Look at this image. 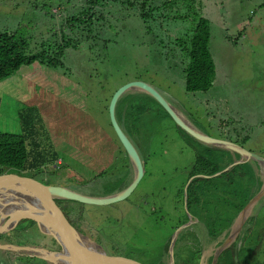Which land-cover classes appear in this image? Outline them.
<instances>
[{"label": "rangeland", "instance_id": "374dc122", "mask_svg": "<svg viewBox=\"0 0 264 264\" xmlns=\"http://www.w3.org/2000/svg\"><path fill=\"white\" fill-rule=\"evenodd\" d=\"M102 1V5L93 6V11L108 19L96 21L88 29L85 23L66 20L92 6L91 0H0V31L27 39V55L37 53L47 44L51 52L59 53L60 49L65 53L62 56L65 67L44 66L42 73L39 63L23 65L9 78L0 80V131L21 133L18 110L37 105L63 155L48 166L20 172L21 177L39 182L49 180L53 185L74 186L92 194L115 193L127 185L129 160L117 146L106 105L115 90L136 80L159 88L186 119L209 137L235 142L264 158V0ZM58 10L65 20L54 13ZM101 14L95 19L102 18ZM178 15L183 17L173 19ZM197 15H206L211 23L210 47L216 66L212 86L207 91L186 90L179 58L184 55L179 39L195 26ZM253 33H258L256 39L251 38ZM72 39H81L80 46L69 45L74 44ZM129 94L135 93L122 98H128ZM68 95L76 97L69 102ZM151 107L154 119L166 114L157 105ZM85 110L92 117L91 129L85 122L88 119ZM152 128L158 131L148 132L139 145L146 174L129 197L111 205L81 203V208L75 203L72 208H81L76 212L70 209L69 202L61 204L67 203L66 212L74 226L99 243L111 257L126 256L141 264H169L172 237L179 227L190 222L177 232L175 264H213L220 237L239 227L240 214L263 187L264 183L260 186L259 181L264 166L253 158L243 162L250 164L244 166L245 179L251 187L246 200L247 186L236 193L242 187L238 179L242 168L233 169L238 164L228 169L234 170L230 179L221 176L224 172L200 173L214 166L213 157L220 171L242 157L237 153L235 158L232 154L228 156V150L199 141L204 151H212L208 156L211 164L203 165L193 177L213 178L210 201L214 199L217 206L213 209L214 227L226 226L214 237L205 227L213 220L204 218L210 182L205 179L199 182L198 204L189 196L188 205L186 187L190 179L183 185L184 196L179 191L186 176L183 170L192 168L195 162L193 146L175 119L167 114L163 125L154 124ZM245 216L244 226L220 253L216 264H239L247 259L256 238L262 244L253 249L256 255L248 263L264 264V194L247 208ZM196 217L199 221H195ZM115 219L119 222L114 223ZM32 221L21 222L17 229L1 238L0 241L11 240V248L16 249L4 252L8 259L14 253L26 258L24 264H43V254L34 256L32 248L27 247L54 248L52 236Z\"/></svg>", "mask_w": 264, "mask_h": 264}, {"label": "trees", "instance_id": "16d2710c", "mask_svg": "<svg viewBox=\"0 0 264 264\" xmlns=\"http://www.w3.org/2000/svg\"><path fill=\"white\" fill-rule=\"evenodd\" d=\"M93 3L92 6L88 8H83L80 12L71 16L70 19L66 21L69 23L70 21H77L79 23H85L88 29L92 28L96 21L104 20L106 21L108 18L105 15L99 13L96 10L93 11L94 5H102V0H91ZM264 4V3H263ZM220 10L224 16L223 12V4H220ZM59 14V16L66 17L63 14H60V11L54 12ZM101 14L103 17L100 19H95V16ZM147 15H150L148 13ZM151 16V15H150ZM183 16L178 15L174 16L173 19H179ZM64 25V23H62ZM259 25V23L257 24ZM63 35L65 33L63 31ZM258 33H253V37L256 39ZM210 40H211V23L209 18L206 15H197L195 18V26L190 30L187 31L183 39H179L180 47L184 50L183 58H180L182 63L183 71L185 74V88L187 91H207L212 86V81L215 75V66L216 61L214 59L211 47H210ZM74 44H69L75 46V48L81 44V39H72ZM51 44V43H50ZM28 45V40L22 37L17 36L16 34H10L7 31H0V80L9 78L14 72L18 71L23 65H32L34 63H39L40 71L42 73L45 72L44 66L52 68L58 67H65L66 62L63 59V55L65 53L59 49L58 51H50L51 46L47 44V47L43 45V48L33 55H27L25 53V48ZM49 45V46H48ZM67 46V42H65ZM71 46V47H72ZM53 53V54H52ZM101 57V54H99ZM52 67V68H51ZM55 71V70H54ZM41 77V74L39 78ZM50 79V78H49ZM124 84V83H123ZM116 91V90H115ZM143 94V93H141ZM140 93L129 94L128 99L125 102V99L122 98L117 105V117L119 122L124 126L126 132L129 134L130 137L135 141L138 147L141 145L142 141L145 139V135L150 131H158L153 129L154 124L163 125L164 124V117L166 118V114L171 117V115L167 112V110L154 98L146 97L141 95ZM112 96V95H111ZM110 96V98H111ZM76 96L70 97L69 95L66 98H71L68 100L69 102L72 101ZM110 98L108 99V104L106 105L107 109L109 107ZM123 100V101H122ZM122 101V102H121ZM2 105V97L0 96V109ZM157 105L159 106V111H164L166 114H161L160 117L154 119L152 112L153 109L151 106ZM82 112V108H80ZM86 117L88 119L85 120L86 124L90 126L91 129V115L89 112L85 110ZM184 115V114H183ZM18 119H19V126L21 128V133L14 134L8 133L4 131H0V175L6 172H30L42 167L48 166L53 164L54 162L58 161L59 159L63 158V155L59 152V147L54 143V140L48 130V128L44 124L43 116L38 108L37 105L32 106H25L18 110ZM110 123L111 119H110ZM97 124H95L96 126ZM177 126H179L177 124ZM113 127V126H112ZM179 128L185 132V136L187 142L193 146V151L195 154V162L192 165V168L183 170L186 173L185 181L180 186V194L184 196V188L183 185L186 184L187 179L189 180L191 177L197 175V172L203 165L211 164L209 155L212 153L211 150L204 151L203 145L196 139H194L190 134H188L184 129L180 126ZM95 133H101L96 132ZM117 140V146L120 148V151L127 156L126 151L121 144L119 138L115 134ZM119 143V144H118ZM228 156H231V153L227 151ZM128 158V157H127ZM226 158H228L226 156ZM214 166L210 165L200 171L202 174H212L220 171V168L217 166V160L213 157ZM60 165V164H59ZM65 165V164H64ZM250 165L249 163H242L236 165L233 169H241L240 180L242 187L237 190L236 193H239L241 189L247 186V195L246 200L249 198L250 195V183L245 179V168L244 166ZM61 166V165H60ZM234 173L232 171H225L221 174L222 177L225 179H230L231 174ZM22 174V173H21ZM253 178H255L253 176ZM201 179H205L209 181L210 184L208 186V190L206 192L205 198L208 206L205 207V216L204 218H210L212 223L210 225L205 224L207 232L209 235H213L217 237L221 234V230L224 229L226 226L222 227H214L216 220L213 216V209L217 208L214 199L210 201L212 197V192L214 186H212L213 178L207 177H196L194 178L188 185L187 188V195H188V205L189 196L192 197V202L195 204L199 203L200 196L196 193V188L201 181ZM212 183V184H211ZM260 186L262 184L259 181ZM183 192V194H182ZM205 194V190L203 191ZM183 198V197H182ZM73 203L81 205L80 202L70 201ZM201 202V201H200ZM83 204V203H82ZM81 207V206H80ZM79 207V209H81ZM212 207V208H211ZM76 209V208H74ZM77 208V210L79 211ZM197 218V217H196ZM203 218V219H204ZM11 218H9L8 223ZM28 221L27 219H25ZM23 220L22 222H24ZM199 221V218H197ZM35 223V221H32ZM231 219L228 218L226 224L229 225ZM225 224V225H226ZM19 227V226H18ZM251 229L246 230L247 233ZM4 236V235H2ZM247 234L245 235V237ZM263 240V239H262ZM260 238H256L254 241V245L252 246V250L247 256V259L238 262L239 264H249L248 261L255 256L253 254V249L259 245L261 246L262 241ZM260 242V243H259ZM258 246V247H259ZM235 246H231L230 250H233ZM229 249V248H228ZM148 253V248L145 250V254ZM236 253V251H235ZM233 253V255H235ZM235 257V256H233ZM55 261L61 264L62 259L55 256ZM237 262L233 263L236 264Z\"/></svg>", "mask_w": 264, "mask_h": 264}, {"label": "water", "instance_id": "95a60500", "mask_svg": "<svg viewBox=\"0 0 264 264\" xmlns=\"http://www.w3.org/2000/svg\"><path fill=\"white\" fill-rule=\"evenodd\" d=\"M137 92H141L144 95H148L157 100L167 110L171 117L175 119L177 124L194 139L210 146L228 150L234 158L236 155L235 153L242 157L239 160L235 158L234 163L230 164L229 167L217 172L216 174L220 175L222 172L232 168L234 165L243 163L244 161H249L251 158L261 161L264 166L263 157L252 153L249 150H245L244 147L242 148L241 145L235 142L209 137L203 130L198 129L197 126L181 115L175 105L171 103L172 101L169 100L168 96L159 88L141 80L131 81L122 85L115 91L109 105L110 118L113 128L123 145L129 160L130 178L127 185L115 193L92 194L74 186L53 185L49 180L39 182L33 179L23 178L16 173L6 172L0 175V197H4V201H0V235L14 230L22 220L31 219L39 224L42 231L46 235L55 238L57 240L56 243L61 246L59 251L49 250L43 245L28 246L27 248H32L34 256L39 257L43 254L44 258L50 257L48 258L49 261H55L56 256L62 259L63 264H141L130 258L111 257L108 255L107 251L100 244L79 231L69 221L63 211V208H61L56 202V200H67L84 204L110 205L121 200H125L137 188L138 184L146 174V162L144 161L135 141L129 136L124 126L119 122L116 112L118 102L125 94ZM200 176L209 177L208 175ZM193 179L194 177H191L189 183ZM187 188L188 187H186V194ZM263 194L264 185L255 193L254 196H252L250 202L247 204L242 214H240L239 227L234 230L232 232V236L219 247L214 255L213 264L217 263L220 253L234 241L235 236H237V232H239L244 226L247 218L245 216L247 208L255 204L257 199L261 198ZM32 206H38L45 211L52 222L53 228L49 229L46 227V224L42 219L43 217L35 211ZM12 209H14V212L9 214L5 213L6 210ZM9 217L11 219L7 224L6 220ZM194 219L195 221H198L197 218ZM189 223L179 227L178 230L187 226ZM173 237L169 253H171V250L173 249ZM86 239H89L92 243L101 246L104 250V255L84 252L83 249L77 245V242L86 241ZM171 261L172 264H175L174 253ZM56 264L59 263L56 262Z\"/></svg>", "mask_w": 264, "mask_h": 264}, {"label": "bare ground", "instance_id": "6f19581e", "mask_svg": "<svg viewBox=\"0 0 264 264\" xmlns=\"http://www.w3.org/2000/svg\"><path fill=\"white\" fill-rule=\"evenodd\" d=\"M261 182H264V168L262 171V177L260 178ZM0 201L3 202L4 201V197H0ZM32 208L37 211L43 218V222L46 224L47 228H53L52 222L50 221V218L48 217V215L45 213V211L43 209H41L38 206H32ZM11 212H14V209L12 210H6L5 213L9 214ZM239 225H237L238 227ZM235 230V229H234ZM232 236V233H228V231H226L219 239V244L216 248L220 247L221 244H223L226 240H228L230 237ZM178 240V234L176 233L173 237V249L171 250L170 256L168 257V263L172 264V255L174 253V247L175 244ZM77 245L79 247H81L83 249L84 252H89V253H93V254H99V255H104V252L102 251V247L92 243L89 239H86V241H78ZM216 253V252H215Z\"/></svg>", "mask_w": 264, "mask_h": 264}, {"label": "crops", "instance_id": "0c3cea01", "mask_svg": "<svg viewBox=\"0 0 264 264\" xmlns=\"http://www.w3.org/2000/svg\"><path fill=\"white\" fill-rule=\"evenodd\" d=\"M251 38L252 39H255L252 36H251ZM96 194H98V193H96ZM249 229H251V228H249ZM1 238H0V240H1ZM11 247H12V241L11 240H8V241H0V253H1V255H0V262L3 263V264H24V261L26 260V258H23V257L20 258V256H17L14 253H12L11 257L8 259L4 255V252H12V250L16 251V249H12ZM59 249L60 248L58 247V248H54L52 250H59ZM33 258H36V257H33ZM48 258H50V257H45V260L43 262L42 261L41 262L43 264H56V262L54 260L49 261ZM3 259H4V261H3Z\"/></svg>", "mask_w": 264, "mask_h": 264}, {"label": "flooded vegetation", "instance_id": "af4514ba", "mask_svg": "<svg viewBox=\"0 0 264 264\" xmlns=\"http://www.w3.org/2000/svg\"><path fill=\"white\" fill-rule=\"evenodd\" d=\"M264 183V182H263ZM122 189V188H121ZM120 189V190H121ZM61 201H67V200H56V202L58 203V205L61 207V208H63V211L65 212V215L67 216V218L69 219V217H68V214H67V212H66V210H67V207H68V205H67V203L69 202L70 204H71V206H69L70 207V209L71 210H73L74 212H76L77 211V208L76 209H74V208H72V206H74V204L75 203H73V202H70V201H67V203L66 204H64L65 202H63V204H61ZM117 203V202H116ZM113 204H115V203H113ZM62 205V206H61ZM111 205V204H110ZM116 221L114 222V223H116V222H119V220L118 219H115ZM69 221L71 222V220L69 219ZM72 223V222H71ZM73 224V223H72ZM74 225V224H73ZM18 228V227H17ZM16 228V229H17ZM77 228V227H76ZM78 229V228H77ZM79 230V229H78ZM80 231V230H79ZM82 232V231H81ZM83 233V232H82ZM85 234V233H84ZM86 235V234H85ZM87 236V235H86ZM89 237V236H88ZM90 238V237H89ZM93 240V239H92ZM57 240L55 239V238H50V242L51 243H53L54 244V248H58V246H60V245H58V244H56L55 242H56ZM93 241H95V240H93ZM99 244V243H98ZM53 248V249H54ZM125 258H128V257H126V256H124ZM133 260H135V259H133ZM137 261V260H136ZM61 264H63L62 263V261H61Z\"/></svg>", "mask_w": 264, "mask_h": 264}, {"label": "clouds", "instance_id": "9594fccd", "mask_svg": "<svg viewBox=\"0 0 264 264\" xmlns=\"http://www.w3.org/2000/svg\"><path fill=\"white\" fill-rule=\"evenodd\" d=\"M179 112H180V111H179ZM180 113H181L182 116H184L182 112H180ZM184 117H185V116H184ZM58 163H60V162H58ZM9 173H16V172H9ZM16 174L20 175V173H16ZM20 176H21V175H20ZM262 185H263V182H262ZM262 185H261V186H262ZM260 188H261V187H260ZM9 218H10V217H9ZM9 218H7V220H6V223H7V224H8V220H9ZM24 220H25V219H24ZM27 220H28V219H27ZM22 221H23V220H22ZM22 221H21V222H22ZM25 221H26V220H25ZM21 222H20V223H21ZM20 223H19V224H20ZM19 224H18V226H19ZM18 226H17V227H18ZM14 230H15V229H14ZM12 231H13V230H12ZM10 232H11V231H10ZM8 233H9V232H8ZM5 234H6V233H5ZM2 235H4V234H1V235H0V238L2 237ZM6 241H8V240H6ZM59 250H60V249H59ZM59 250H55V251H59ZM218 260H219V259H218Z\"/></svg>", "mask_w": 264, "mask_h": 264}]
</instances>
